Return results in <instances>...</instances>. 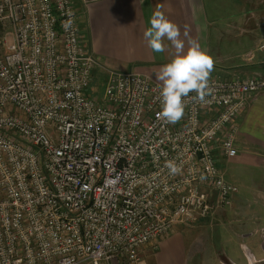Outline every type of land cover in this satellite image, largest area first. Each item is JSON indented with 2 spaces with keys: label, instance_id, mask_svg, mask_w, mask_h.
<instances>
[{
  "label": "built area",
  "instance_id": "built-area-1",
  "mask_svg": "<svg viewBox=\"0 0 264 264\" xmlns=\"http://www.w3.org/2000/svg\"><path fill=\"white\" fill-rule=\"evenodd\" d=\"M99 69L73 0H0V264H138L239 193L218 159L264 78L210 77L171 124L159 84L105 70L100 98Z\"/></svg>",
  "mask_w": 264,
  "mask_h": 264
},
{
  "label": "crops",
  "instance_id": "crops-1",
  "mask_svg": "<svg viewBox=\"0 0 264 264\" xmlns=\"http://www.w3.org/2000/svg\"><path fill=\"white\" fill-rule=\"evenodd\" d=\"M73 2L85 44L104 68L99 71L132 72L160 85L156 78L157 74L160 68L173 58L175 49L171 42L165 39V52L153 53L144 38V32L150 26L148 23L150 16L159 9L170 21L178 25L180 39L185 43V51L189 41L193 40L202 48L208 49V54L214 60V70L210 77L256 75L264 78V49H259L264 45V34L259 39L258 33L242 29V32L251 36L249 38L252 43H246L240 50L233 49L232 42L236 41L234 38L237 37H230L231 34L227 33L228 25L217 26L208 18L203 0H73ZM228 35L231 41H226ZM254 44L255 51L249 48ZM240 51L245 52L240 54ZM248 54L252 56L250 59L247 58ZM238 126V156L230 160L218 159L224 174L225 168H232L235 177L226 178L225 174V180L237 188L238 186L231 180L237 179L236 172L248 168L253 175L264 170V92L250 101L246 111L239 118ZM249 185L246 184L245 190L253 191ZM242 193L241 190V193L234 197L235 206L241 204ZM227 210L229 208L218 213ZM206 221L207 218L197 225H204ZM259 221L260 219L256 224ZM178 228L180 227L162 239L156 250L152 245L142 248L138 264H187L186 244ZM246 241H243L242 247L248 249L247 245L251 243ZM225 257L233 264H240L227 255ZM250 264H253L252 261Z\"/></svg>",
  "mask_w": 264,
  "mask_h": 264
},
{
  "label": "rangeland",
  "instance_id": "rangeland-1",
  "mask_svg": "<svg viewBox=\"0 0 264 264\" xmlns=\"http://www.w3.org/2000/svg\"><path fill=\"white\" fill-rule=\"evenodd\" d=\"M203 2L208 18L217 26L228 25L227 33L231 34V38L237 37L234 38L236 41L232 42L233 49L240 50L246 43H252L249 38L251 36L242 32V29L258 33L259 39L264 34V0H203ZM230 37L226 36V41H231ZM249 48L255 51V44ZM240 52L242 54L245 51ZM106 79L105 72L96 70L89 92L102 98ZM224 170L226 178L235 177L231 167ZM236 175L237 179L231 180L238 186L239 192L241 193V190L243 192L241 204L237 203V206L232 204L229 210L218 213L213 221L207 219L208 224L177 229L186 244L187 264H233L225 255L240 264H250L251 261L254 263V260L264 258V251L261 249V237H264V170L251 175L250 169L243 168L236 172ZM246 184H250L253 191L245 190ZM245 240L246 243L249 241L251 243L246 244L248 249L242 247ZM249 255H254L255 259Z\"/></svg>",
  "mask_w": 264,
  "mask_h": 264
},
{
  "label": "clouds",
  "instance_id": "clouds-1",
  "mask_svg": "<svg viewBox=\"0 0 264 264\" xmlns=\"http://www.w3.org/2000/svg\"><path fill=\"white\" fill-rule=\"evenodd\" d=\"M148 23L150 26L144 32V38L153 53L165 52V39L171 42L175 49L173 58L160 68L156 77L160 82L161 105L157 117L175 124L184 116L186 99L204 101L210 94L209 80L214 70V60L208 54V49L202 48L194 40L189 41L185 51V43L180 39L178 25L170 21L161 10L157 9L152 13ZM190 93L196 95L190 97ZM166 167L171 174L180 171L172 160L166 162Z\"/></svg>",
  "mask_w": 264,
  "mask_h": 264
},
{
  "label": "flooded vegetation",
  "instance_id": "flooded-vegetation-1",
  "mask_svg": "<svg viewBox=\"0 0 264 264\" xmlns=\"http://www.w3.org/2000/svg\"><path fill=\"white\" fill-rule=\"evenodd\" d=\"M261 238L263 239V237H261ZM261 243H262V241H261ZM261 246H263V248H264V244L261 245ZM249 257L252 258V259H255V257L253 255L252 256L249 255ZM253 262H254L253 264H264V258L263 259L254 260Z\"/></svg>",
  "mask_w": 264,
  "mask_h": 264
},
{
  "label": "water",
  "instance_id": "water-1",
  "mask_svg": "<svg viewBox=\"0 0 264 264\" xmlns=\"http://www.w3.org/2000/svg\"><path fill=\"white\" fill-rule=\"evenodd\" d=\"M263 244H264V237H263V239H262V244H261V245H263ZM261 249L264 251L263 246H261Z\"/></svg>",
  "mask_w": 264,
  "mask_h": 264
}]
</instances>
